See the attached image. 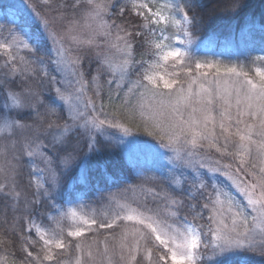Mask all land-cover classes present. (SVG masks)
Listing matches in <instances>:
<instances>
[{
  "label": "snow or ice",
  "instance_id": "1",
  "mask_svg": "<svg viewBox=\"0 0 264 264\" xmlns=\"http://www.w3.org/2000/svg\"><path fill=\"white\" fill-rule=\"evenodd\" d=\"M242 7L230 0L226 12ZM199 8L198 0H0L8 33L0 42V264L9 255L11 264L264 260V21L246 24L260 33L259 54L224 64L196 54L207 23ZM137 112L136 127L155 143L125 122ZM100 138L121 146L147 195L129 203L109 194L99 213L65 211L94 181L116 179L96 161Z\"/></svg>",
  "mask_w": 264,
  "mask_h": 264
},
{
  "label": "trees",
  "instance_id": "2",
  "mask_svg": "<svg viewBox=\"0 0 264 264\" xmlns=\"http://www.w3.org/2000/svg\"><path fill=\"white\" fill-rule=\"evenodd\" d=\"M200 8L198 12L207 20L203 25L202 30L197 32L196 39L208 43L211 50L197 51V55L201 59L207 58L212 60H220L224 64L236 63L244 59V55L248 51L255 49L254 54H259L261 48L260 33L259 31H249L246 24L249 20H255L257 28L261 21H264V0H243V7L240 11L233 15L226 12L230 7V0H198ZM1 39H8L7 31L0 32ZM29 55L28 53H22ZM3 54L0 53V63H3ZM87 66V63H86ZM94 66V65H93ZM90 79V77H89ZM135 79V77H133ZM123 95V93L121 94ZM117 101V106H119ZM132 103L135 105L137 99L132 98ZM123 118V117H122ZM131 128L132 134L141 140H148L155 143L151 137L144 134L143 127L139 129L136 123H140L139 112H137V119L135 123L125 120ZM101 153L96 157V161L104 164L108 169L109 175L115 173L116 179L111 181H94L92 194L84 196L88 204H92L94 199L101 197L104 190H118L129 186H135L138 182L137 175H135V168L130 165L126 157L121 152V146L113 141L100 138ZM100 170L97 169V174ZM215 179L222 188L229 190L235 199H238V192L233 189L223 176H216ZM211 191V188H209ZM242 204L243 201H240ZM59 206V205H58ZM187 209L181 210L184 214ZM207 215V212L205 213ZM47 222V221H46ZM107 231V230H102ZM100 239H103L101 236ZM9 252H15L17 256L20 255L18 247H9ZM4 253V246L0 245V255ZM9 264H11V255L8 257ZM171 264V262H169ZM223 264H264L261 257L252 255L250 253H238L231 257L224 259Z\"/></svg>",
  "mask_w": 264,
  "mask_h": 264
},
{
  "label": "rangeland",
  "instance_id": "3",
  "mask_svg": "<svg viewBox=\"0 0 264 264\" xmlns=\"http://www.w3.org/2000/svg\"><path fill=\"white\" fill-rule=\"evenodd\" d=\"M195 39V41L197 42V43H200L201 44V47H200V49L199 50H201V51H208V50H211V48L208 46V43H206V42H202L201 40H199V39H196V38H194ZM5 41V39L3 40V39H1L0 38V42H4ZM169 69H161L160 71H161V73L163 74L164 72H166V71H168ZM114 136H120V134L118 133V132H116V130H109ZM102 139V138H101ZM210 155H212L213 156V158H220V159H222V161L223 162H225V163H227V162H229L230 160H231V158L230 157H219V153H215L214 151H212L211 153H210ZM233 163H235V161H233ZM135 170V175H137V180H138V182L139 183H136V185L135 186H129V187H125V188H123V189H118V190H104L102 193H103V197L105 198V199H101L100 197H98V198H96V199H94V201L92 202V204L90 205V204H88L87 203V200H86V198H82V197H79V198H73L71 201H70V203L69 204H66V205H64V209H65V211L67 210V208L70 206V207H74V208H76L77 209V211L79 212V211H83L84 213H91L92 211H93V209H95V211L97 212V213H99V212H101L102 210H103V208H104V206L107 204V197H108V195L109 194H112V195H115L116 197H118L121 201H127V202H129V203H135V202H143V200H144V197H145V195H147V193L146 192H144V191H142L141 190V187H140V185H141V183H142V181H141V179H140V176H141V171L140 170H138L137 168H135L134 169ZM219 176V175H218ZM224 177V176H223ZM226 180H227V182H228V184L231 186V182L227 179V177H224ZM215 179H217V178H215ZM215 182L221 187V184H219L216 180H215ZM232 187V186H231ZM222 188V187H221ZM233 188V187H232ZM234 189V188H233ZM229 191V190H228ZM239 194V193H238ZM238 199H235L234 197V199L236 200V201H238V202H240V201H243V203L242 204H244L245 206H246V201L244 200V197H242L240 194L238 195ZM79 201H83V203L86 205V207H84L83 209H81V208H79L78 207V202ZM247 211H249L250 212V209H248ZM180 215H181V218L183 217V215L184 214H182L181 212H180ZM226 223H230V221L229 220H226L225 221ZM118 231V230H117ZM131 239V238H130ZM171 262V261H170Z\"/></svg>",
  "mask_w": 264,
  "mask_h": 264
},
{
  "label": "bare ground",
  "instance_id": "4",
  "mask_svg": "<svg viewBox=\"0 0 264 264\" xmlns=\"http://www.w3.org/2000/svg\"><path fill=\"white\" fill-rule=\"evenodd\" d=\"M82 198L84 197V196H81ZM76 198H79V197H76Z\"/></svg>",
  "mask_w": 264,
  "mask_h": 264
}]
</instances>
